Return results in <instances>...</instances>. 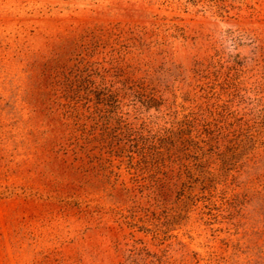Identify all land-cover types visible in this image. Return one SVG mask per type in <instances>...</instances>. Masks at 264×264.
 <instances>
[{"label":"rangeland","instance_id":"1","mask_svg":"<svg viewBox=\"0 0 264 264\" xmlns=\"http://www.w3.org/2000/svg\"><path fill=\"white\" fill-rule=\"evenodd\" d=\"M0 264H264V0H0Z\"/></svg>","mask_w":264,"mask_h":264}]
</instances>
